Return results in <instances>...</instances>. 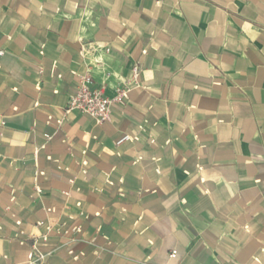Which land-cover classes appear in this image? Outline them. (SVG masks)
I'll return each mask as SVG.
<instances>
[{
    "label": "crops",
    "instance_id": "obj_1",
    "mask_svg": "<svg viewBox=\"0 0 264 264\" xmlns=\"http://www.w3.org/2000/svg\"><path fill=\"white\" fill-rule=\"evenodd\" d=\"M0 50V264H264V0H0Z\"/></svg>",
    "mask_w": 264,
    "mask_h": 264
},
{
    "label": "built area",
    "instance_id": "obj_2",
    "mask_svg": "<svg viewBox=\"0 0 264 264\" xmlns=\"http://www.w3.org/2000/svg\"><path fill=\"white\" fill-rule=\"evenodd\" d=\"M84 47L82 53L84 52ZM104 52H108L107 48H104ZM3 55V51L0 50V57ZM139 67L134 66L131 70V79L126 81L121 88L115 90L114 97H108L104 93V87L95 86L91 72H86L83 76L79 78V85L74 94L69 97L67 106L65 108V115L70 113H76L79 115L89 117L96 125L111 120L110 107L113 103L117 102L119 99H125L127 94L136 86V80L139 74ZM132 140L128 135H123L117 142L116 145H120L124 142ZM158 172V170H157ZM45 226L44 223H36V227ZM46 234L40 237L42 243H47L48 234L50 232H55L56 235H63L68 237L70 231L68 229H56L53 230L52 226H45ZM71 231L79 232V228H73ZM264 253V243L260 249ZM52 252H44L37 245V241L33 242V245L28 252L27 260L24 264H48L46 259L51 256ZM171 259L176 257V251H172L169 255Z\"/></svg>",
    "mask_w": 264,
    "mask_h": 264
}]
</instances>
